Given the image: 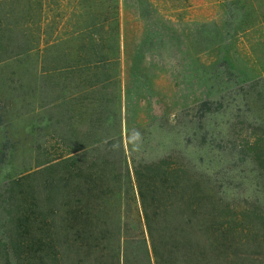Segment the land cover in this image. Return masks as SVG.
Returning a JSON list of instances; mask_svg holds the SVG:
<instances>
[{
	"label": "trees",
	"instance_id": "1",
	"mask_svg": "<svg viewBox=\"0 0 264 264\" xmlns=\"http://www.w3.org/2000/svg\"><path fill=\"white\" fill-rule=\"evenodd\" d=\"M33 4L35 12L15 21H26L23 32L30 21L36 30L22 35L19 50H1L0 34V64L18 62L10 90L23 104L29 94L35 98L38 133L35 170L0 181V264H61L75 250L80 264H264V75L249 83L257 112L246 101L241 124L253 115L254 134L236 152L261 180L258 198L229 215L231 206L207 189L195 165L172 154L133 155L132 110L142 102L134 110L130 100L149 74L146 54L129 49L120 2L101 4L102 18L92 25L100 34L66 38L44 33V2ZM12 105L0 98L1 126ZM222 105L202 100L196 115L217 114ZM45 131L52 141L46 147L39 140ZM8 153L5 136L0 167Z\"/></svg>",
	"mask_w": 264,
	"mask_h": 264
},
{
	"label": "rangeland",
	"instance_id": "2",
	"mask_svg": "<svg viewBox=\"0 0 264 264\" xmlns=\"http://www.w3.org/2000/svg\"><path fill=\"white\" fill-rule=\"evenodd\" d=\"M116 1L43 0V31L53 38L100 34L93 26L102 18L101 4ZM34 2L39 0L0 2L1 50H19L22 35L31 38L36 34L32 21L24 32L26 21H19V27L15 23L23 11L35 12ZM120 5L129 49L136 53L138 48L146 54L149 74L146 88H138L130 100L134 110L136 103L142 102L138 113L132 110L133 155L139 161L172 154L174 161L195 165L193 171L202 175L207 189H213L212 193L219 190V196L231 206L226 214L237 213L244 199L258 198L256 184L261 181L253 165L242 162L236 152L244 136L254 134L249 128L253 115L241 124V108L248 101L257 112L249 83L264 75V2L121 0ZM10 38H14L12 43ZM144 38L147 42L139 46ZM15 69H19L17 61L0 64V98L13 103L11 114L6 116L8 124L0 125V151L5 136L9 138L0 181L35 170L37 163L35 98L29 94L23 104L19 91L10 90L15 89L18 75L9 71ZM24 83L30 88L28 77ZM205 99L222 101L223 105L219 113L205 114L199 120L195 107ZM42 135L39 140L44 146L51 145L50 133ZM79 259L75 250L65 255L61 264H80ZM108 262L112 264L113 259ZM234 262L241 264V259Z\"/></svg>",
	"mask_w": 264,
	"mask_h": 264
},
{
	"label": "crops",
	"instance_id": "3",
	"mask_svg": "<svg viewBox=\"0 0 264 264\" xmlns=\"http://www.w3.org/2000/svg\"><path fill=\"white\" fill-rule=\"evenodd\" d=\"M116 2H121V0H117ZM256 2H264V0H256Z\"/></svg>",
	"mask_w": 264,
	"mask_h": 264
},
{
	"label": "clouds",
	"instance_id": "4",
	"mask_svg": "<svg viewBox=\"0 0 264 264\" xmlns=\"http://www.w3.org/2000/svg\"><path fill=\"white\" fill-rule=\"evenodd\" d=\"M136 135H138V133Z\"/></svg>",
	"mask_w": 264,
	"mask_h": 264
}]
</instances>
